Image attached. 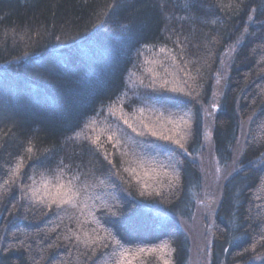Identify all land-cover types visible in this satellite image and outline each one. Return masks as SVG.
I'll return each mask as SVG.
<instances>
[{
    "label": "trees",
    "instance_id": "1",
    "mask_svg": "<svg viewBox=\"0 0 264 264\" xmlns=\"http://www.w3.org/2000/svg\"><path fill=\"white\" fill-rule=\"evenodd\" d=\"M153 73L184 91L147 87ZM140 108L183 116L185 148L119 118ZM206 124L219 162L241 163L215 203ZM74 177L75 208L47 202ZM199 203L214 210L187 233ZM141 248L132 264H264V0H0V264H120Z\"/></svg>",
    "mask_w": 264,
    "mask_h": 264
},
{
    "label": "snow or ice",
    "instance_id": "2",
    "mask_svg": "<svg viewBox=\"0 0 264 264\" xmlns=\"http://www.w3.org/2000/svg\"><path fill=\"white\" fill-rule=\"evenodd\" d=\"M161 52H165L164 48L160 49ZM174 59V58H173ZM147 62V61H146ZM149 72H153L150 68L148 69ZM166 71V70H165ZM154 79L147 87L153 88L155 91L164 90L168 92H183L184 89L177 86L175 81H169L164 76H159L158 73H153ZM155 77H158L160 80L159 85L156 84ZM143 83V81H141ZM171 85V86H169ZM187 94V93H185ZM151 94H149V98ZM171 99V98H169ZM151 112L155 113V118L153 119L152 115H145V109L140 108L138 109L137 113L131 117L132 122H129L130 118H126L125 114H122L119 118L123 120L124 124H126L129 128L132 129L138 136H146L150 135L153 137H157L160 140L169 141L175 145H177L180 149H184L185 145L182 143L184 141L187 132L185 128L188 126V121L184 119L183 116L179 118H174V116L169 113L165 115V112L158 111L156 109H150ZM95 121H92L91 124H86V128H90ZM82 133H77L79 137ZM85 139L91 141L93 145L96 146L97 151L103 149L104 145L100 142V135H96L94 138L85 136ZM107 141L113 143L114 147H119L121 145V140L119 137L112 133L107 136ZM29 153L32 152V148L29 147L27 149ZM186 151V149H185ZM105 158L107 159V154L105 153ZM111 162V161H110ZM137 163V162H133ZM23 166V162L18 163L16 168L13 170V175H18L20 172L21 167ZM137 167H143V163H137ZM125 172H128L130 176L139 177V173L137 172L136 167H127L124 169ZM154 171V170H153ZM160 175L170 176L169 173L163 172ZM79 177H74L73 180H69L67 183H57L55 186V191H47V202L57 207L63 208L64 206H70L75 208L77 206L78 197L81 195V192L77 185L74 183V180H78ZM179 176L178 174L175 176H171L170 184L175 181L178 182ZM144 193L141 192V195ZM36 195V190H33V196ZM41 202H45L43 199ZM119 245V241H116ZM167 247L166 245L160 247L158 250L160 252L164 251V248ZM146 250L141 248L137 249L135 252H131L128 249H124L121 253V262L120 264H132V261L139 256L140 254L144 253ZM147 251H157V249H151ZM164 264H169L168 260H164Z\"/></svg>",
    "mask_w": 264,
    "mask_h": 264
},
{
    "label": "rangeland",
    "instance_id": "3",
    "mask_svg": "<svg viewBox=\"0 0 264 264\" xmlns=\"http://www.w3.org/2000/svg\"><path fill=\"white\" fill-rule=\"evenodd\" d=\"M214 106V105H213ZM216 107V105H215ZM212 131L213 127L211 125H204L203 128V141L205 146L207 147V159L208 161L202 167V194L203 198L209 197L210 202H216L221 198L222 188L224 186L225 181L233 175L236 170H238L239 165H241L240 159L238 160L237 151H233V157L223 165L219 162L217 158L214 147L212 143ZM222 165V166H220ZM201 199V198H200ZM203 200V199H201ZM203 203V201H201ZM213 203V204H214ZM214 206V205H213ZM214 210L212 206H206L201 203L198 204L197 212L194 217L188 222L184 221L181 222L183 225L184 230L191 233L192 230L198 232L200 230V226L204 225L205 219H208L211 212ZM187 222V223H186ZM202 231V230H200ZM191 241L194 244V247L197 249H206L208 239H204L202 237L197 236V238L193 239L191 237Z\"/></svg>",
    "mask_w": 264,
    "mask_h": 264
}]
</instances>
